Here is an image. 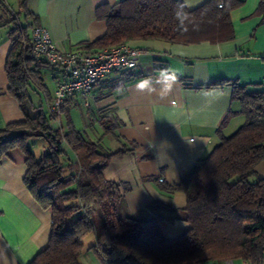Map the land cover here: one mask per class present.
<instances>
[{
  "label": "crops",
  "instance_id": "0c3cea01",
  "mask_svg": "<svg viewBox=\"0 0 264 264\" xmlns=\"http://www.w3.org/2000/svg\"><path fill=\"white\" fill-rule=\"evenodd\" d=\"M120 1L0 0V129L24 120L26 114L36 117L40 110L49 116L53 129H61L68 115L77 130L97 143L98 151L123 150L111 157L103 170L105 179L128 186L122 191L117 214L148 219L156 214L150 203L166 204L174 212L159 211L161 232L175 237L189 226L182 213L186 195L160 186L178 183L197 159L207 156L220 142V136L231 135L245 121L240 102L232 96L231 83L204 86L224 79L236 81L247 92H264V12L256 13L264 0H242L230 11L234 37L228 41H128L143 50L138 65L99 80L87 102L77 94L68 97L57 119L48 110L58 81L64 79L60 68L33 57L29 70L37 77L28 74L22 98L10 91L5 63L15 29L24 28L28 38L31 27L41 25L59 48L74 49L105 33L104 20L95 16L97 6ZM180 1L194 9L207 0ZM129 73L133 74L130 79ZM142 83L146 87H139ZM166 84L170 87L162 92ZM230 112L233 114L223 123ZM28 143L38 158L49 147L43 137H31ZM64 151L63 164L74 163V151L68 146ZM26 169L19 148L0 160V264H28L49 239L51 210L42 208L26 188ZM255 171L264 177V160L256 164ZM94 242V232L83 239L81 264H119L98 258L89 249ZM233 264L249 263L234 260Z\"/></svg>",
  "mask_w": 264,
  "mask_h": 264
},
{
  "label": "trees",
  "instance_id": "16d2710c",
  "mask_svg": "<svg viewBox=\"0 0 264 264\" xmlns=\"http://www.w3.org/2000/svg\"><path fill=\"white\" fill-rule=\"evenodd\" d=\"M241 4L242 0H207L187 9L180 0H122L112 6L100 5L95 16L104 20L105 33L76 48L101 49L147 39L182 44L228 41L234 37L230 11ZM263 12L261 1L256 13ZM15 31L5 71L10 91L22 98L28 74L37 76L29 70L35 61L31 52L22 50L23 40H28L26 30ZM127 76L130 79L133 74ZM227 83L233 85L232 96L240 102L245 121L231 135L220 136V142L207 156L197 159L178 183L160 186L186 195L182 213L189 226L175 237L161 232L159 211L174 212L166 204L150 203L156 214L148 219L117 214L122 191L128 186L105 179L103 170L110 158L123 150L98 151L97 143L77 130L68 115L61 129L49 125L50 118L43 110L36 117L26 114L24 120L0 129V160L19 148L25 155L26 188L42 208L51 210L47 245L28 264H81L83 239L93 232L95 242L89 249L107 263L192 264L210 259L262 264L264 177L257 176L255 166L264 160V92H247L236 81L224 79L204 87ZM31 137L48 141L49 147L40 158L30 148ZM64 146L74 151V163L63 164ZM94 214L99 215L97 229Z\"/></svg>",
  "mask_w": 264,
  "mask_h": 264
},
{
  "label": "built area",
  "instance_id": "2783aa9c",
  "mask_svg": "<svg viewBox=\"0 0 264 264\" xmlns=\"http://www.w3.org/2000/svg\"><path fill=\"white\" fill-rule=\"evenodd\" d=\"M22 50H29L33 57L60 68L64 74V79L58 81L55 87L48 110L54 119L59 117L61 106L68 97L77 94L87 102L93 86L99 80L112 72L136 67L143 51L127 42L96 50L62 49L54 43L49 31L41 25L31 27L28 40L22 42ZM192 264H233V261L218 262L205 259Z\"/></svg>",
  "mask_w": 264,
  "mask_h": 264
},
{
  "label": "clouds",
  "instance_id": "9594fccd",
  "mask_svg": "<svg viewBox=\"0 0 264 264\" xmlns=\"http://www.w3.org/2000/svg\"><path fill=\"white\" fill-rule=\"evenodd\" d=\"M139 87L143 88L146 87V84L142 83L141 85H139ZM168 87H170V85H165L164 88L161 89L162 92H166L168 90Z\"/></svg>",
  "mask_w": 264,
  "mask_h": 264
},
{
  "label": "rangeland",
  "instance_id": "374dc122",
  "mask_svg": "<svg viewBox=\"0 0 264 264\" xmlns=\"http://www.w3.org/2000/svg\"><path fill=\"white\" fill-rule=\"evenodd\" d=\"M76 123H78V122H76ZM93 219H94L95 225L98 226V224H99V215L98 214H94Z\"/></svg>",
  "mask_w": 264,
  "mask_h": 264
}]
</instances>
